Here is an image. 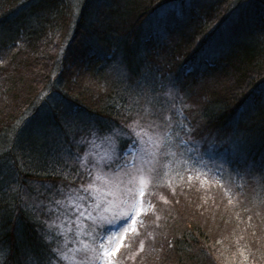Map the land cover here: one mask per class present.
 Listing matches in <instances>:
<instances>
[{
  "label": "trees",
  "instance_id": "obj_1",
  "mask_svg": "<svg viewBox=\"0 0 264 264\" xmlns=\"http://www.w3.org/2000/svg\"><path fill=\"white\" fill-rule=\"evenodd\" d=\"M114 1L0 0V264L24 259L26 241L34 258L41 255L36 239L44 237L36 232L43 211L34 204L52 202L61 186L80 180L70 164L92 135L121 134L140 117L166 122L167 111L173 119L176 111L161 94L179 81L190 99L207 95L198 113L186 111L194 113L199 134L224 129L232 147L204 158L207 170L197 171L210 178L216 196L189 189L186 181L160 185L163 198L148 203L157 205L155 230L165 240L155 237L152 252L136 258L139 264H264V0H121L104 17L95 13ZM192 1L202 2L201 11L171 25L168 41L143 37L148 17L175 14ZM142 48L147 59L167 62L160 79L158 66L142 75ZM119 60L130 79L100 87ZM84 79L90 83L82 85ZM132 238L125 237L119 254Z\"/></svg>",
  "mask_w": 264,
  "mask_h": 264
},
{
  "label": "rangeland",
  "instance_id": "obj_2",
  "mask_svg": "<svg viewBox=\"0 0 264 264\" xmlns=\"http://www.w3.org/2000/svg\"><path fill=\"white\" fill-rule=\"evenodd\" d=\"M115 1L112 4L108 3L106 10L100 8L95 13L104 17L109 8L111 10L113 7L121 8L124 0ZM201 3L199 1L193 5L185 4V10L177 9L172 15L163 10L156 12L144 21L143 37L153 35L162 42L168 41L171 33L170 31L167 33V30L173 28L171 25L188 21L192 10L196 14L201 11ZM115 26L125 28L126 24L118 26L116 23ZM142 49L145 51H141V54H144L142 57L144 68L141 74L145 76L150 68L155 71L158 66L157 71L160 70V73H156L155 78L160 79L164 74L163 69L168 66L167 62L163 61L162 56L159 59H147L148 53L145 48ZM220 49L221 47L215 48L214 54ZM108 59H111L109 54L105 60ZM100 67L104 68V65ZM106 72L109 82L102 81L100 87L103 88L116 78L122 79V82L130 79L120 60L114 62ZM90 80L94 86L97 80L91 78ZM90 80L84 79L82 85L89 84ZM181 85L183 81H179L175 87L168 85L165 89L163 86L165 91L161 94L173 112L176 111L173 119L167 111L163 114L166 115L164 117L166 122H152L145 118L140 121V117L134 122H129L128 128L121 134L112 132L92 135L86 142L84 150L78 152V157L70 164L71 170H79V174H82L80 180L78 179L74 185L61 186L52 197V202L34 204L38 210L43 211L42 220L36 217L42 225H37L36 236L41 233L44 238L42 240L35 238L39 246L44 247L41 255L34 258L32 251L34 245L32 247L31 241H26L21 250L28 255L13 264H107L108 259L112 260V264H139L136 257L152 252L149 250L155 237L157 242L165 240H161L163 234L155 230L160 225V214H155L157 205L148 203L153 196L157 201L163 198L164 192L159 188L164 181L166 184L179 185L186 181L188 185L183 186L195 189L196 192L204 189L216 196L214 191L217 188L210 178L197 171L207 170L204 158L209 160V156L216 155L221 148L229 153L231 141L223 136H229V131L221 129V132H218L219 130L208 128L207 130L211 132L206 131L204 136H201L199 128H195L191 119L194 113L187 114L186 111L191 108L197 112L198 104H203L207 95L201 92L190 99L189 93L182 94L179 91ZM241 120L242 125L246 123L244 119ZM196 123L201 124L198 119ZM232 143L238 145L236 140ZM193 168L195 170L192 171ZM175 171L186 175L182 178L173 177ZM197 175L199 179H196ZM84 177L89 179L86 180ZM141 192L145 194L143 198L140 196ZM229 196L230 193L227 197ZM217 200L219 203L226 202L225 199ZM98 204L102 205L99 210ZM137 211L143 212V215L138 218L137 231L132 232L130 230L132 222L125 224L123 217L127 215L135 217ZM34 212L37 213L36 210ZM149 213L152 215L148 219L145 215ZM46 214L48 218L45 221ZM152 229L154 236L151 233ZM125 237L133 238L123 253L119 254L120 249L125 247L127 240ZM103 249H108L115 255L102 258Z\"/></svg>",
  "mask_w": 264,
  "mask_h": 264
},
{
  "label": "snow or ice",
  "instance_id": "obj_3",
  "mask_svg": "<svg viewBox=\"0 0 264 264\" xmlns=\"http://www.w3.org/2000/svg\"><path fill=\"white\" fill-rule=\"evenodd\" d=\"M144 195H145V194H144L143 192L140 193L141 198H143ZM100 207H102V205L98 204V205H97V210H99ZM141 215H143V212H141V211H137L135 217H133V216H131V215H127V216L123 217V220H124V223H125V224H127L129 221L132 222V226H131V229H130L132 232H136V231H137V229H136V224H137V222H138V218H139ZM101 247L103 248V245H101ZM118 250H119V249H117V251H118ZM110 255L114 256L115 253H110L108 249H103V257H102V258H107V257H109ZM107 264H112V260H111V259H108Z\"/></svg>",
  "mask_w": 264,
  "mask_h": 264
}]
</instances>
